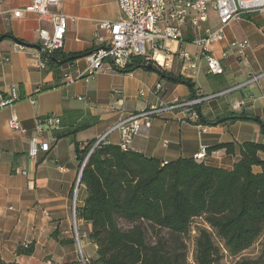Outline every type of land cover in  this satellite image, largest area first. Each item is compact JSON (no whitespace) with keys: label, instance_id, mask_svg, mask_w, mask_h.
<instances>
[{"label":"crops","instance_id":"crops-1","mask_svg":"<svg viewBox=\"0 0 264 264\" xmlns=\"http://www.w3.org/2000/svg\"><path fill=\"white\" fill-rule=\"evenodd\" d=\"M31 2L0 0V37L9 34L25 43H39L37 30H50L48 19L41 20L37 13L28 11L18 16L14 14ZM56 9L68 20L61 49L65 54L102 46L108 33L97 32V22L117 21L120 17L115 0H62ZM208 26L212 29L217 26L213 13H210ZM224 35L223 40L209 44L214 56L225 54L221 58L222 73H208L203 58L195 71L183 67L177 58L163 69L190 78L197 97L227 92L203 100L198 105L200 117L192 118L175 109L145 120L139 134L126 148L168 162L179 157L193 158L201 149L218 143H232V154L220 149L207 152L202 158L214 168L231 169L240 159L241 142L264 144V134L255 122L211 123L217 117L240 112L257 116L264 122V13L229 23ZM19 46L9 37L0 41V93L5 94L15 87L21 96L11 106L0 109V257L17 264H79L71 215L73 185L79 169L75 143L82 148L121 115L160 102L168 103L174 98H189L190 90L185 84H174L142 68L128 73L111 69L85 77L88 65L85 56L63 64L56 79L52 70L40 67L37 49ZM185 47L192 54L198 52V47L191 44ZM257 75H260L258 80L250 83ZM157 84L161 86L159 91H155ZM43 86L50 88L39 90ZM117 98L123 101V114L110 109ZM239 101L241 105L237 106ZM64 110L70 114L68 116L72 111H79L83 118L94 122L73 137L55 141H52V131L37 132L36 118L48 114L60 118ZM12 115L18 118L22 131L9 129L7 121ZM34 139L50 142L51 147L47 152L39 151L33 159L29 152ZM105 142L120 145L119 133L111 132ZM259 156L264 160V153ZM252 170L261 169L253 166ZM85 196V186L80 184L76 206L82 205ZM76 225L82 257L95 258L96 247L87 238V224L76 219ZM30 243L31 254L15 252L17 246Z\"/></svg>","mask_w":264,"mask_h":264},{"label":"trees","instance_id":"trees-1","mask_svg":"<svg viewBox=\"0 0 264 264\" xmlns=\"http://www.w3.org/2000/svg\"><path fill=\"white\" fill-rule=\"evenodd\" d=\"M90 52L65 54L59 49L49 56L41 53V59L58 79L63 64ZM147 64L135 57L120 72L137 68L154 71L174 84L187 85L189 97L196 96L190 78L155 66L147 68ZM47 88L50 87L39 90ZM196 110L199 113L198 106ZM68 115L64 110L59 118L60 129L52 130L56 139L73 137L94 122L83 118L79 111ZM236 120L255 122L264 134V122L246 112L217 117L211 123ZM94 142L88 141L82 148L75 143L74 150L79 167L82 165L80 184L86 189L82 205L76 206V219L87 224V238L96 247L95 258L87 259V264H187L185 249L175 244L179 237L190 234L196 218L205 224L193 230L194 264H223L214 238L222 243L225 251L238 255L263 234L264 160L259 156L264 153L263 143L241 142L240 159L231 169H224L209 166L201 158L179 157L161 162L107 142L99 143L87 156ZM220 149L232 154L234 145L218 143L206 148L205 155ZM253 166L261 170L254 172ZM162 231L168 233V239ZM262 245L258 257L238 259L235 264H264V242ZM15 252L29 255L32 244L19 245ZM0 264L17 263L0 257Z\"/></svg>","mask_w":264,"mask_h":264},{"label":"built area","instance_id":"built-area-1","mask_svg":"<svg viewBox=\"0 0 264 264\" xmlns=\"http://www.w3.org/2000/svg\"><path fill=\"white\" fill-rule=\"evenodd\" d=\"M62 0H32L31 4L15 12V15L25 12H34L42 19H48L51 29L39 28L37 36L41 47L39 52L49 56L52 52L62 49L64 34L67 28V17L56 8ZM119 8L120 17L117 21L97 22L96 29L104 30L108 33L105 43L91 50L85 57L88 63L86 76H92L97 72L108 70H123L133 58L140 57L145 63H151L158 68H166L177 58L182 66L188 70L195 71L199 67L203 58L206 63V70L210 74L222 73L221 57L212 54L209 44L224 39L225 27L235 21L245 17L264 13V0H115ZM55 9V10H54ZM210 13H213L217 21V26L212 29L208 26ZM99 40L102 41L101 38ZM191 44L198 47V52L192 54L186 49V45ZM235 44V43H233ZM232 44V45H233ZM238 46L242 48V44ZM22 48V46H19ZM45 62L41 59L40 67L46 68ZM260 75L253 76L250 83L258 80ZM160 85H156L155 91H159ZM227 91H221L209 96L189 97L186 99L174 98L168 103H158L150 105L140 111L127 113L115 121V123L103 132L91 146L89 153L98 143H104L106 137L111 132L119 133L121 149L129 146L133 138L139 134L142 122L152 119L154 116L165 112L179 109L188 113L190 117L197 118L196 107L203 101L212 99ZM18 91L11 87L7 93H0V109L11 106L19 98ZM237 106L241 102L236 103ZM123 101L121 98L115 99L110 105L113 112H122ZM36 128L39 134L43 131L60 129L59 116L48 114L36 118ZM8 122V127L14 131H22L19 120L12 115ZM56 138L53 136L52 141ZM33 149L29 155L34 159L39 151L47 152L51 147L50 142L32 141ZM86 156V157H87ZM85 157V160H86ZM205 157V150L201 149L193 157L196 160ZM84 160V161H85ZM82 167V165H81ZM79 167L73 185L71 199V215L73 223L74 237L79 251V263L87 264V259L82 257L78 236L76 233V196L80 185ZM25 174L24 171H22Z\"/></svg>","mask_w":264,"mask_h":264},{"label":"rangeland","instance_id":"rangeland-1","mask_svg":"<svg viewBox=\"0 0 264 264\" xmlns=\"http://www.w3.org/2000/svg\"><path fill=\"white\" fill-rule=\"evenodd\" d=\"M205 223L203 222V220L201 218H196L192 221L191 224V232L190 234H186L183 235L181 237H179L177 245L179 248L185 249L186 251V259H187V264H194L193 262V250H194V234L195 232H193V230L195 231V229L197 227H203ZM78 226L76 225V230L77 232L78 230ZM162 235L165 238H169L168 233L166 231H162ZM214 241L216 244H218V246L220 247V256H221V263L223 264H235L237 262L238 259H242V258H256L260 255L261 249L263 247L262 243L264 242V232L261 236H259V238L257 239V241L248 249L244 250L243 252H241L238 255H231L229 253V251H225L224 250V246L222 245V243L217 239L214 238ZM171 244H173V241L170 242ZM80 264V263H79Z\"/></svg>","mask_w":264,"mask_h":264},{"label":"water","instance_id":"water-1","mask_svg":"<svg viewBox=\"0 0 264 264\" xmlns=\"http://www.w3.org/2000/svg\"><path fill=\"white\" fill-rule=\"evenodd\" d=\"M4 37H9L10 39H12L15 43L19 44V45H22V46H25V47H30V48H35L37 49L39 52H41V47L38 45V44H29V43H25L23 41H20L19 39H16L14 37H10L8 35H1L0 37V41L2 40V38ZM147 68H152L153 65L151 63L147 64L146 65Z\"/></svg>","mask_w":264,"mask_h":264},{"label":"bare ground","instance_id":"bare-ground-1","mask_svg":"<svg viewBox=\"0 0 264 264\" xmlns=\"http://www.w3.org/2000/svg\"><path fill=\"white\" fill-rule=\"evenodd\" d=\"M99 144V143H98Z\"/></svg>","mask_w":264,"mask_h":264}]
</instances>
